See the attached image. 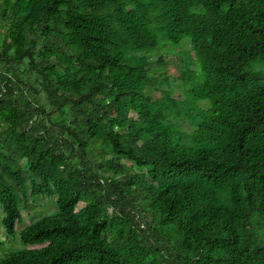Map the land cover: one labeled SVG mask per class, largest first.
<instances>
[{"label": "trees", "instance_id": "obj_1", "mask_svg": "<svg viewBox=\"0 0 264 264\" xmlns=\"http://www.w3.org/2000/svg\"><path fill=\"white\" fill-rule=\"evenodd\" d=\"M0 208V264H264V0H0Z\"/></svg>", "mask_w": 264, "mask_h": 264}, {"label": "rangeland", "instance_id": "obj_2", "mask_svg": "<svg viewBox=\"0 0 264 264\" xmlns=\"http://www.w3.org/2000/svg\"><path fill=\"white\" fill-rule=\"evenodd\" d=\"M186 51H191V46L189 43H186L183 45V47L180 48H173V47H162L160 52L154 55V59H157L160 54L164 55V59L166 61V65L164 66H158V63L155 61L154 65L157 67L156 69V76L159 77L162 73H165L170 76L169 81L171 82V86L168 84H162V88L164 90L172 89L173 95L172 97L174 99H184L185 98V89L187 86L183 85L182 78L179 77L182 68L185 66V63L187 61L188 55L186 54ZM183 57V59H182ZM180 59H182L180 61ZM191 69H195V66L192 65ZM155 98L160 97V93L154 94ZM203 107H207V104H203ZM56 211V205L55 200L51 198H44L42 200L37 201L35 204V209L32 212V214H28L26 210L23 211L24 216V222L18 226V230L20 231L25 225H29L35 220H38L43 216V214H51ZM0 217L3 218L4 214L2 212V209L0 208ZM2 240H6L4 235H1ZM23 248V245L21 244L19 238H17L14 242L7 241L5 244V251L9 250H18ZM4 252H0V256L3 255Z\"/></svg>", "mask_w": 264, "mask_h": 264}]
</instances>
